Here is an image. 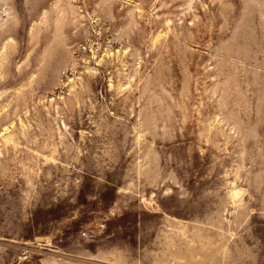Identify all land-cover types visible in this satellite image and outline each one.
<instances>
[{"label": "rangeland", "instance_id": "374dc122", "mask_svg": "<svg viewBox=\"0 0 264 264\" xmlns=\"http://www.w3.org/2000/svg\"><path fill=\"white\" fill-rule=\"evenodd\" d=\"M0 264H264V0H0Z\"/></svg>", "mask_w": 264, "mask_h": 264}]
</instances>
